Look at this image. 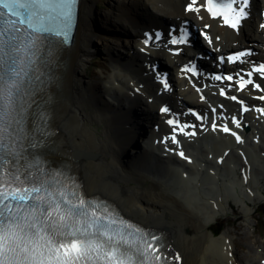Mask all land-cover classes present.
I'll list each match as a JSON object with an SVG mask.
<instances>
[{
	"label": "snow or ice",
	"instance_id": "6c2138e0",
	"mask_svg": "<svg viewBox=\"0 0 264 264\" xmlns=\"http://www.w3.org/2000/svg\"><path fill=\"white\" fill-rule=\"evenodd\" d=\"M76 4L77 0H0V264H180V255L165 251L156 234L124 220L106 203L88 198L78 184L37 152L48 136L47 113H40L36 120L31 111L45 83L43 67L54 59L57 47L68 43ZM250 6L251 0H187L184 11L200 19L204 17L199 14L206 12L220 26L238 32L250 16ZM210 27L205 24L199 35L213 45L207 31ZM258 27L264 30V22ZM161 39L159 32L145 33L141 51ZM219 39L215 37L217 42ZM188 43L189 30L181 27L168 33L165 47L171 55L179 56ZM252 55L245 49L220 56L219 65L227 62L250 67L210 77L221 84L228 82L227 90L219 88V95L239 104L241 115L250 107L237 95L228 94L233 86L238 92L251 86L261 93L253 98L264 102V62L252 61ZM178 71L189 74L185 78L190 82L191 77L202 75L192 61ZM157 80L165 91L170 90L166 78L157 76ZM192 86L203 92L196 84ZM200 99L205 100L203 94ZM253 110L264 117V108ZM160 113L168 116L170 109L161 107ZM211 114L212 131L233 137L237 144L244 142L226 121L217 123L225 117L217 116L216 107H211ZM190 115L201 124L209 119L208 113L195 110H190ZM230 122L235 129L245 126L237 115H232ZM165 123L171 134L160 142L167 145L170 141L177 149L181 148L178 136L195 137L199 127L181 122L179 116H170ZM177 149L166 147L165 151L192 162Z\"/></svg>",
	"mask_w": 264,
	"mask_h": 264
},
{
	"label": "bare ground",
	"instance_id": "6f19581e",
	"mask_svg": "<svg viewBox=\"0 0 264 264\" xmlns=\"http://www.w3.org/2000/svg\"><path fill=\"white\" fill-rule=\"evenodd\" d=\"M116 1L120 14L128 17L124 23L128 26L126 32H133L129 41L130 49L133 51L140 45V36L134 25H140L145 21L142 16L151 24L177 21L178 18L194 19L192 14H184L182 11V5L186 0H129L130 4L127 0ZM93 6V0L77 1V25L73 41L67 52L62 54L56 77L48 89L47 105L51 114L53 133L45 143L49 148H56L48 155L49 158L61 161L60 163H70L68 155L65 158L67 152L92 155V158L81 159L72 166L82 181L83 189L88 194H99L112 200L131 220L165 229L172 239L173 247L180 251L181 264H244L236 254L234 242L227 239L229 233H225V237L222 238H213L210 227L226 213V208L231 207L230 195L223 193L222 190L231 189L235 193L237 203L244 208L250 209L251 205L264 199V192L260 190L264 175L255 179L256 171L260 172L258 163L261 161L257 151L264 152V122L258 124L261 131L255 133L260 134V146L253 145L250 153L248 152L251 163L248 180L243 176L247 169L243 167L234 147L221 165L215 163V157L233 143L230 137H215L219 136L217 133H208L196 139V144L200 142L210 145L204 149L198 148V152H192L194 160L188 165L178 160L160 157L159 147L156 150L144 149L145 157L150 159L152 155L157 157L163 170L173 169L179 174L180 183L188 185L189 192L182 191L183 198L171 191L167 184L148 177L147 173L142 177L132 175L123 166L122 159L128 153L127 147L132 142L134 134L141 131L139 124L142 116L134 114L136 107H145L149 117L154 119L155 123H161L163 117L156 112L161 101L172 102L178 108L184 102L197 104L198 97L186 82L177 76L176 70L171 72L174 92L164 98H155L153 103H148L146 97L154 95L157 86L149 79L146 80V87L141 90L145 96L131 97L130 91L137 78L131 71L123 72L117 67L112 71L105 69L107 76L104 84L99 81L87 82L84 79L87 61L98 49L101 41L95 33ZM254 7L256 9L259 7L260 14V10L264 9V0H253ZM111 14H113L111 11L103 9L99 21L104 25L118 24L121 20ZM263 20L264 18L260 17L256 22L255 19L247 21L239 35L212 23V31L221 36V41L216 46L221 50H227L233 48L230 45L234 42L257 44L263 38V30L258 27ZM191 43L194 44L195 41ZM107 45L109 51H116L123 56L121 52L126 49L125 45H120L119 42L115 44L107 42ZM188 51L189 48L184 49L185 54ZM152 54L149 60H160L164 65L182 63L185 60L182 55L171 57L162 52ZM134 57L137 59L139 55L136 54ZM144 58L147 60V56ZM120 61L123 62V59ZM130 81L133 82L132 87ZM105 85H109L111 88L108 90L112 89L113 93L129 97L130 105L111 107L106 104L101 94ZM111 108L113 114L109 113ZM163 133L164 130L160 128L152 134L157 138V135ZM251 134L250 130L248 137ZM187 151L189 152L188 147ZM208 154L212 157L209 158ZM131 159L136 161L137 165L149 163L136 157ZM262 166L264 168V163ZM242 168L245 169L243 173ZM221 169L225 172L231 171L234 179L221 178ZM183 172H187V178H184ZM201 174L211 178L216 183V188L203 187V183L199 184ZM247 211L246 215L250 216L251 213L248 214ZM214 252L217 257L213 256ZM230 253L232 257L228 256ZM257 259L258 264H261L264 261V253H257Z\"/></svg>",
	"mask_w": 264,
	"mask_h": 264
},
{
	"label": "rangeland",
	"instance_id": "374dc122",
	"mask_svg": "<svg viewBox=\"0 0 264 264\" xmlns=\"http://www.w3.org/2000/svg\"><path fill=\"white\" fill-rule=\"evenodd\" d=\"M101 0H93L94 6ZM106 3L111 4L112 0L105 1ZM93 6V8H94ZM259 8V7H258ZM101 11V10H100ZM258 16V9L257 15ZM74 35V34H73ZM73 41V36L71 42ZM102 41H99L98 49L102 47ZM106 45V42L103 43ZM103 45V46H104ZM98 49L93 52V55L89 57L84 73V79L87 82L99 81L104 84L106 80L108 71L113 69V61L110 56H102L101 59L98 57ZM115 49H120V47H115ZM116 52V51H115ZM104 73V75H103ZM261 172L256 171L255 179L262 177L264 175V168H260ZM205 172V170H204ZM238 173V170H237ZM221 178H231L233 173L231 171L221 172ZM167 176L171 179L172 183L175 185L174 189L179 192H174L178 197H184L182 191L189 192L187 189V184H181L179 180V174L176 172L167 173ZM234 176V175H233ZM184 178H187L184 177ZM200 182L204 181V187H215V182L211 178L201 174L199 176ZM223 189V187H222ZM260 190L264 192V181L261 182ZM223 193L230 195L229 202L233 206V210L226 208V213L221 215L218 220L211 226L210 230L215 229L217 226L222 225L223 231L217 237L213 238H222L225 237V233H229L228 240L231 239L234 242L236 254L240 257L244 264H258L257 253H264V222L259 218L255 212L258 206L264 203V199L259 201L257 204L251 205V208H244L240 203H237L235 193L230 189L222 190ZM253 192V191H252ZM251 213L250 216L246 215ZM235 220H238L234 223ZM152 226V225H149ZM156 227V226H154ZM175 250V249H174ZM180 252V251H179ZM214 257H217L216 252L213 253Z\"/></svg>",
	"mask_w": 264,
	"mask_h": 264
},
{
	"label": "water",
	"instance_id": "95a60500",
	"mask_svg": "<svg viewBox=\"0 0 264 264\" xmlns=\"http://www.w3.org/2000/svg\"><path fill=\"white\" fill-rule=\"evenodd\" d=\"M76 25H77V4H76V9H75V13L73 16V20H72V26H71V29L69 31L68 43L56 48L54 59H50V62L44 66V67H46L47 70L52 72L53 69H56L58 67V64L60 62V58H61L62 54H65L67 52V50L69 49L72 36H73L74 31L76 29Z\"/></svg>",
	"mask_w": 264,
	"mask_h": 264
},
{
	"label": "trees",
	"instance_id": "16d2710c",
	"mask_svg": "<svg viewBox=\"0 0 264 264\" xmlns=\"http://www.w3.org/2000/svg\"><path fill=\"white\" fill-rule=\"evenodd\" d=\"M264 211L260 213V215H263ZM221 231V227L218 228L217 233H219Z\"/></svg>",
	"mask_w": 264,
	"mask_h": 264
}]
</instances>
